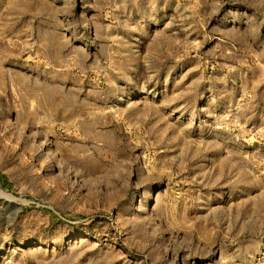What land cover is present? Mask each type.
<instances>
[{"label": "rangeland", "instance_id": "1", "mask_svg": "<svg viewBox=\"0 0 264 264\" xmlns=\"http://www.w3.org/2000/svg\"><path fill=\"white\" fill-rule=\"evenodd\" d=\"M0 264H264V0H0Z\"/></svg>", "mask_w": 264, "mask_h": 264}]
</instances>
